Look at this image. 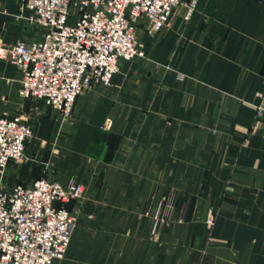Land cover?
<instances>
[{"label":"crops","instance_id":"crops-1","mask_svg":"<svg viewBox=\"0 0 264 264\" xmlns=\"http://www.w3.org/2000/svg\"><path fill=\"white\" fill-rule=\"evenodd\" d=\"M185 12L158 31L141 17L146 55L86 89L65 119L22 97V72L0 59V115L21 113L34 129L10 182L85 187L52 264H264V0H200L189 21ZM27 14L21 0H0V40L41 39Z\"/></svg>","mask_w":264,"mask_h":264},{"label":"built area","instance_id":"built-area-1","mask_svg":"<svg viewBox=\"0 0 264 264\" xmlns=\"http://www.w3.org/2000/svg\"><path fill=\"white\" fill-rule=\"evenodd\" d=\"M26 19L43 30L41 39L0 40V59L22 72L20 95L45 101L65 119L79 97L109 85L122 61L146 55L136 29L141 17L152 31L171 25L185 4L189 21L200 0H21ZM264 118V92L255 104ZM34 129L21 113L0 115V264H52L65 256L75 216L68 205L84 193L71 178L42 175L9 184L8 168L26 160ZM172 198L168 200L170 203ZM208 222H212L209 219Z\"/></svg>","mask_w":264,"mask_h":264},{"label":"rangeland","instance_id":"rangeland-1","mask_svg":"<svg viewBox=\"0 0 264 264\" xmlns=\"http://www.w3.org/2000/svg\"><path fill=\"white\" fill-rule=\"evenodd\" d=\"M7 173H8V171H7ZM8 182H9L10 185L12 184V183L10 182L9 178H8Z\"/></svg>","mask_w":264,"mask_h":264}]
</instances>
